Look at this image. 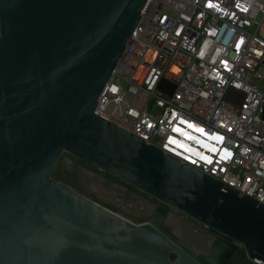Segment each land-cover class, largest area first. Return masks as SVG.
I'll list each match as a JSON object with an SVG mask.
<instances>
[{"label":"water","instance_id":"95a60500","mask_svg":"<svg viewBox=\"0 0 264 264\" xmlns=\"http://www.w3.org/2000/svg\"><path fill=\"white\" fill-rule=\"evenodd\" d=\"M149 1L0 0V264H201L52 178L62 153L153 200L160 227L179 214L222 238L210 254L264 262L263 204L94 113Z\"/></svg>","mask_w":264,"mask_h":264},{"label":"built area","instance_id":"2783aa9c","mask_svg":"<svg viewBox=\"0 0 264 264\" xmlns=\"http://www.w3.org/2000/svg\"><path fill=\"white\" fill-rule=\"evenodd\" d=\"M263 25L264 0H150L94 113L264 205Z\"/></svg>","mask_w":264,"mask_h":264},{"label":"rangeland","instance_id":"374dc122","mask_svg":"<svg viewBox=\"0 0 264 264\" xmlns=\"http://www.w3.org/2000/svg\"><path fill=\"white\" fill-rule=\"evenodd\" d=\"M260 33L264 35V25L261 27ZM250 83H258L257 86H261L260 83L256 82L255 80H250ZM58 170H62L63 179L55 178V174ZM51 177L63 185L77 191L83 196L104 205L112 211H115L125 217H130L135 222H152L155 227L160 229L167 237L179 245L187 254H189L199 263L203 264L199 259V256L204 252L205 249L202 241L205 240V244L210 243L214 237V233L210 231L200 232L195 227H193L192 224L183 220L180 221L191 228L195 232V236H188L186 232L179 230L173 224L171 219L170 221L168 219L162 220V227H160L157 223H155V221H153L154 219L152 214L150 215V212H147L141 203H138V201H135L126 195V191L128 189L131 190L128 188V186L67 153L61 154L51 173ZM65 179H70V181L78 183V185H81V188L78 189L77 187H74ZM131 191L132 194H136L137 197L144 201H153L140 192L135 190ZM137 207L140 208L137 210ZM228 264L253 263H251L242 255V249L239 247L235 255L230 257Z\"/></svg>","mask_w":264,"mask_h":264},{"label":"flooded vegetation","instance_id":"af4514ba","mask_svg":"<svg viewBox=\"0 0 264 264\" xmlns=\"http://www.w3.org/2000/svg\"><path fill=\"white\" fill-rule=\"evenodd\" d=\"M129 188V187H128ZM129 197H131V199L135 200V201H138V203H141L143 208L146 210V211H151L153 209V206L150 202H147V201H144L142 200L141 198L137 197L136 194H131ZM140 207H137V210L139 209ZM173 222V224L181 231L183 232H186L187 234V230L185 229V224H183V222H181L182 220L179 219V218H173V217H169L168 220ZM181 220V221H180ZM188 235V234H187ZM206 241L202 242V244L205 246V249H204V252L201 254V255H204L206 257H208L209 255V258L213 259L214 260V263H217V264H228L229 260H230V257L235 255L237 249L231 253H227L226 254H218L217 256L214 255V254H210L209 253V247H215L216 245H221L224 243V240L216 235H214L212 241H210V243H206ZM200 261L203 263V264H211V263H207L203 260L200 259Z\"/></svg>","mask_w":264,"mask_h":264},{"label":"bare ground","instance_id":"6f19581e","mask_svg":"<svg viewBox=\"0 0 264 264\" xmlns=\"http://www.w3.org/2000/svg\"><path fill=\"white\" fill-rule=\"evenodd\" d=\"M185 227H186V229H188L187 230V234H188V236H195V232L191 229V228H189L188 226H186L185 225ZM197 235V234H196ZM198 236V235H197ZM205 238V237H204ZM199 239V238H198ZM205 241V240H204ZM204 241H202V242H204Z\"/></svg>","mask_w":264,"mask_h":264},{"label":"clouds","instance_id":"9594fccd","mask_svg":"<svg viewBox=\"0 0 264 264\" xmlns=\"http://www.w3.org/2000/svg\"><path fill=\"white\" fill-rule=\"evenodd\" d=\"M190 165V164H189Z\"/></svg>","mask_w":264,"mask_h":264}]
</instances>
